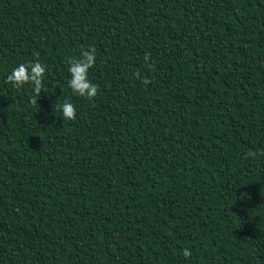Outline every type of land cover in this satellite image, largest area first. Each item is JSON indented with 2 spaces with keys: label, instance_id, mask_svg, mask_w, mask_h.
<instances>
[{
  "label": "trees",
  "instance_id": "obj_1",
  "mask_svg": "<svg viewBox=\"0 0 264 264\" xmlns=\"http://www.w3.org/2000/svg\"><path fill=\"white\" fill-rule=\"evenodd\" d=\"M262 151L264 0H0V264H264Z\"/></svg>",
  "mask_w": 264,
  "mask_h": 264
},
{
  "label": "clouds",
  "instance_id": "obj_2",
  "mask_svg": "<svg viewBox=\"0 0 264 264\" xmlns=\"http://www.w3.org/2000/svg\"><path fill=\"white\" fill-rule=\"evenodd\" d=\"M97 51L94 46H88L87 49H82L80 58L69 59L70 80L68 86L74 94L80 97H85L88 100L94 99L99 90V85L94 84L89 79V71L96 64ZM37 59L34 63H21L13 68L10 74L7 75L6 82L11 84L16 89L22 88L25 84H31L34 91V96L31 98V103L37 105L42 90H45L43 83L47 66L39 60V53H36ZM150 54L145 55V65L149 69L152 65L148 63ZM137 79H141L140 73H135ZM143 84L146 86L151 83L150 78L143 77ZM64 120H75L77 109L70 100H65L60 106ZM264 154V151L261 152ZM249 156H255V152H249ZM183 256L188 259L192 256L190 249L183 250Z\"/></svg>",
  "mask_w": 264,
  "mask_h": 264
}]
</instances>
